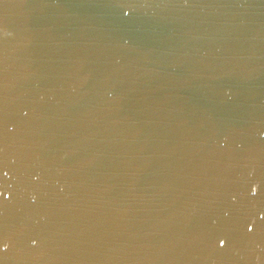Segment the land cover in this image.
<instances>
[{
  "label": "water",
  "instance_id": "1",
  "mask_svg": "<svg viewBox=\"0 0 264 264\" xmlns=\"http://www.w3.org/2000/svg\"><path fill=\"white\" fill-rule=\"evenodd\" d=\"M0 264H264V0H0Z\"/></svg>",
  "mask_w": 264,
  "mask_h": 264
}]
</instances>
